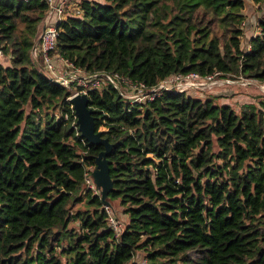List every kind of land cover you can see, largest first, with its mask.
<instances>
[{
	"label": "trees",
	"instance_id": "obj_1",
	"mask_svg": "<svg viewBox=\"0 0 264 264\" xmlns=\"http://www.w3.org/2000/svg\"><path fill=\"white\" fill-rule=\"evenodd\" d=\"M244 7L82 0L56 23L55 53L148 87L189 72L264 80V12L244 49ZM47 12L45 0H0V264H135L138 251L144 264H264V94L234 111L185 92L130 103L111 84L89 91L112 145L105 198L128 217L115 234L84 181L103 147L74 128L75 83L53 82L32 53Z\"/></svg>",
	"mask_w": 264,
	"mask_h": 264
},
{
	"label": "built area",
	"instance_id": "obj_2",
	"mask_svg": "<svg viewBox=\"0 0 264 264\" xmlns=\"http://www.w3.org/2000/svg\"><path fill=\"white\" fill-rule=\"evenodd\" d=\"M27 2L28 0H21ZM48 4V12L51 15V22L44 25L43 30L40 33L38 43L33 47L32 53L35 56H40L41 63L48 73V75L58 80L60 84L65 87H70L72 83L75 85L72 87L73 93L67 97L69 100L73 95L85 94L93 89H99L103 85L111 84L118 89L121 96L128 99L130 103H141L154 99L162 91L173 92H187L189 90L205 91L212 90L216 85L222 83H235L243 87L255 85L257 89L264 94V80H257L252 78H242L237 80L229 78H219L221 73L214 71L211 74L199 75L195 72H189L186 74L176 73L172 74L165 79L158 82L156 85L148 87L142 82H132L127 77L120 75L117 72H108L105 70L86 72L83 69L73 66L69 61L62 58L55 53L56 37L58 34L56 23L61 21L66 16L80 15L81 11L79 4L82 0H77V4L74 9H70V3L72 0H45ZM53 20V21H52ZM4 57L2 46L0 44V62ZM61 67V68H60ZM65 119L69 117L68 114L63 115ZM73 122L75 121V115L72 111ZM77 129L76 126H74ZM94 169L88 167L85 173L84 181L88 188H90L94 194L100 196V191L96 189V185L92 182L89 173ZM103 208L107 216V222L109 227L115 234L121 232L122 228L116 222V217L112 215L110 205L103 203Z\"/></svg>",
	"mask_w": 264,
	"mask_h": 264
},
{
	"label": "rangeland",
	"instance_id": "obj_3",
	"mask_svg": "<svg viewBox=\"0 0 264 264\" xmlns=\"http://www.w3.org/2000/svg\"><path fill=\"white\" fill-rule=\"evenodd\" d=\"M245 1V7L242 11V14L244 16L243 22H242V27H243V33L249 31L248 35L251 34L252 31H255L256 28H258L257 26V22L258 19H260L263 15L264 12V6H261V8H259V6H257L256 4H254L251 0H244ZM247 3H249L251 6H248ZM246 23V25H245ZM247 28V29H246ZM252 30V31H251ZM251 31V32H250ZM259 31V28H258ZM243 38V36H242ZM246 40L243 38L241 39V46H245ZM3 66H8L9 65V58L7 57V55H4V57L2 58L1 62H0ZM219 78H224V77H219ZM225 79V78H224ZM242 86L241 85H237L235 83H222L221 85H216L212 90H205V91H194V90H189L187 92H185L187 95H190L192 97H196V98H201V99H205V98H212L214 103L216 104H225V103H221L223 102V100L221 98H223V94L220 95H216L219 94L220 91H228V89H233L232 94L229 95V97L231 96H235V94H241L240 92V88ZM235 89L237 92H235ZM250 91L248 96L250 98H254L256 96H259L258 93H256L257 87L255 85H252L249 87ZM214 91V92H212ZM255 100H253L254 102ZM241 102L237 100V102L233 105L227 103V105H230L232 107V109L234 111H238L240 110L239 107H241L242 104H240ZM93 172L94 170L89 173L88 176H90V178L92 179V182L95 185V179L93 177ZM96 187V186H95ZM96 189L98 190V192L100 191V189H98L96 187ZM100 193V192H99ZM105 201H107V203L110 205V209H111V213L112 215H114L116 217V222L120 225V228H123L124 225L128 222V217L126 215H124L122 213V208L119 205V202L114 200L111 201L109 199H104ZM143 253L141 251H138L137 254L135 255V257L133 258L134 263L135 264H144L143 261ZM128 264H131V262H129Z\"/></svg>",
	"mask_w": 264,
	"mask_h": 264
},
{
	"label": "water",
	"instance_id": "obj_4",
	"mask_svg": "<svg viewBox=\"0 0 264 264\" xmlns=\"http://www.w3.org/2000/svg\"><path fill=\"white\" fill-rule=\"evenodd\" d=\"M44 28V27H43ZM53 82L60 84L58 80L51 79ZM74 113L76 115V124L80 135L90 144L102 145L103 149L95 157L96 167L93 172L95 185L100 189V198L105 202V197L112 187L109 175L107 156L110 153L112 145L106 138L96 131L94 124V110L88 104V97L85 94L74 95L70 99Z\"/></svg>",
	"mask_w": 264,
	"mask_h": 264
},
{
	"label": "crops",
	"instance_id": "obj_5",
	"mask_svg": "<svg viewBox=\"0 0 264 264\" xmlns=\"http://www.w3.org/2000/svg\"><path fill=\"white\" fill-rule=\"evenodd\" d=\"M76 4H77V0H72L71 3H70V7L69 8L70 9H74L75 6H76ZM247 5L248 6H251L249 3H247ZM48 22H51V15H49V13L46 14L45 21L42 23V26H41L42 27V30H43L44 25L46 23H48ZM245 25H246V23H245ZM248 32L249 31L243 33V38L246 40L245 46L242 45V48H244V49H248L249 48L248 40L251 37H253V36H255V35H257L259 33L258 28H256L255 31H252L250 35H248L249 34ZM38 39H39V37H38ZM232 90L233 89H228V91H220L219 94H216V95H220V94H223L224 95L223 98H221L223 100V102H221V103H225V104L229 103L233 107V105L237 102V100H238V102L239 101L241 102L240 104L249 103V102H252L253 101V99L248 96L249 91H250L249 87H243L242 86L240 88L241 94H235V96L229 97V95H231L232 92H233ZM212 92H214V91H212ZM235 92H237L236 89H235Z\"/></svg>",
	"mask_w": 264,
	"mask_h": 264
},
{
	"label": "bare ground",
	"instance_id": "obj_6",
	"mask_svg": "<svg viewBox=\"0 0 264 264\" xmlns=\"http://www.w3.org/2000/svg\"><path fill=\"white\" fill-rule=\"evenodd\" d=\"M78 95V94H77ZM74 96V95H73ZM72 96V97H73ZM87 96V95H86ZM68 101H70V100H68ZM71 104V103H70ZM71 109H72V111H73V114L75 115V113H74V110H73V107H72V104H71ZM75 124H76V115H75ZM76 127H77V130H78V126H77V124L75 125ZM78 132H79V130H78ZM80 133V132H79Z\"/></svg>",
	"mask_w": 264,
	"mask_h": 264
}]
</instances>
